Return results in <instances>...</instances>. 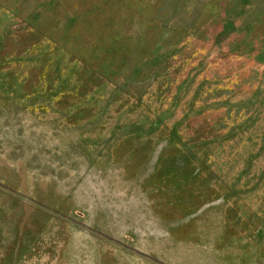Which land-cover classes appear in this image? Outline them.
I'll return each instance as SVG.
<instances>
[{"label": "rangeland", "instance_id": "obj_1", "mask_svg": "<svg viewBox=\"0 0 264 264\" xmlns=\"http://www.w3.org/2000/svg\"><path fill=\"white\" fill-rule=\"evenodd\" d=\"M0 264H264V0H0Z\"/></svg>", "mask_w": 264, "mask_h": 264}]
</instances>
